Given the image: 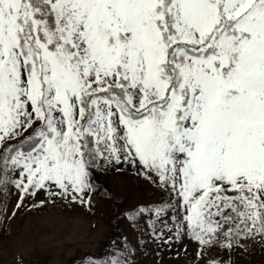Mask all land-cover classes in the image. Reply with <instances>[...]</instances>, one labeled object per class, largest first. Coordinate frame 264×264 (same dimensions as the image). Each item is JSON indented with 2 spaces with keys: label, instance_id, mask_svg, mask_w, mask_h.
<instances>
[{
  "label": "snow or ice",
  "instance_id": "snow-or-ice-1",
  "mask_svg": "<svg viewBox=\"0 0 264 264\" xmlns=\"http://www.w3.org/2000/svg\"><path fill=\"white\" fill-rule=\"evenodd\" d=\"M125 175L153 196L82 264L264 252V0H0V234Z\"/></svg>",
  "mask_w": 264,
  "mask_h": 264
},
{
  "label": "rangeland",
  "instance_id": "rangeland-1",
  "mask_svg": "<svg viewBox=\"0 0 264 264\" xmlns=\"http://www.w3.org/2000/svg\"><path fill=\"white\" fill-rule=\"evenodd\" d=\"M113 191L120 195L115 204L101 202L92 215L82 210L70 211L61 206L39 212H28L11 223V234H0V264H82L88 253L96 252L101 243L113 234L109 223L115 211L152 198L147 183L131 175L113 178ZM122 194V195H121ZM116 231H123L116 229ZM130 236L134 234L129 232ZM248 264H264V252L256 251Z\"/></svg>",
  "mask_w": 264,
  "mask_h": 264
},
{
  "label": "trees",
  "instance_id": "trees-1",
  "mask_svg": "<svg viewBox=\"0 0 264 264\" xmlns=\"http://www.w3.org/2000/svg\"><path fill=\"white\" fill-rule=\"evenodd\" d=\"M107 241H108L107 239L104 240V243L106 244ZM102 248H103V245L100 244L99 247L97 248L96 252L88 253L87 257H88L89 255H91V256H93V257L99 256V255L101 254V250H102ZM87 257H86V258L84 257L82 260H85V261H86Z\"/></svg>",
  "mask_w": 264,
  "mask_h": 264
}]
</instances>
